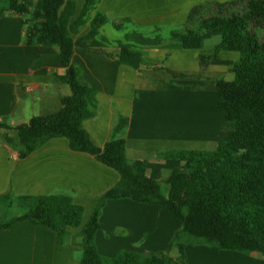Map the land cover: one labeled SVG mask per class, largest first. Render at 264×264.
I'll return each instance as SVG.
<instances>
[{
    "label": "crops",
    "instance_id": "1",
    "mask_svg": "<svg viewBox=\"0 0 264 264\" xmlns=\"http://www.w3.org/2000/svg\"><path fill=\"white\" fill-rule=\"evenodd\" d=\"M197 3L98 0L88 20L86 16L81 33L100 13L110 19L128 16L136 30H148L154 35L165 30L171 35V29L184 26ZM82 5L77 3L78 11ZM0 11V222L20 219L0 231V264H80L81 258L73 257L74 247L78 252L80 245L72 241L81 237L82 222L90 219L99 199L118 184L120 177L94 157L72 151L64 138L49 140L26 158H20L15 145L5 140L11 137L5 128L27 123L33 116L56 113L70 88L58 80L65 74L59 48L28 44L27 17L8 12L7 4L1 0ZM102 30L103 27L101 35ZM153 53L154 50L147 56L153 57ZM167 56V63L161 61V66L166 63L165 68L174 75L144 66L136 70L121 65L115 47L75 48L71 59L82 79L95 90L98 101L96 116L84 122L87 132L99 146L112 138L123 140L128 162L142 163L147 185L165 198L170 191L166 181L171 172H188L176 158L178 152L215 150L220 141L231 138L234 127L230 122V126L225 125L227 121L217 108L214 84L219 79L231 80L238 59L236 53L215 52L213 45L197 51L172 50ZM158 58H163L162 51ZM139 85L142 90H137ZM119 117L126 120V125L114 134ZM43 196L72 197L82 210L81 223L69 230L73 235L70 243L59 245L53 230L31 220L38 198ZM130 205H135L138 219L133 215L124 219ZM100 220V228L112 223L130 230L125 244L130 251L141 253L133 247L134 242L147 236L143 241L144 255L166 252L181 229L179 222L164 210L128 199L106 203ZM97 238L102 239L100 235ZM99 241L98 251L109 247ZM116 252L111 248L107 253ZM170 254L174 264H264L262 255L245 256L206 244L186 245L183 258L177 248Z\"/></svg>",
    "mask_w": 264,
    "mask_h": 264
},
{
    "label": "trees",
    "instance_id": "2",
    "mask_svg": "<svg viewBox=\"0 0 264 264\" xmlns=\"http://www.w3.org/2000/svg\"><path fill=\"white\" fill-rule=\"evenodd\" d=\"M78 1L83 3L80 11ZM97 1L8 0L7 5V11L27 17L28 44L59 48L65 74L58 80L69 86L70 94L62 98L56 113L33 116L27 123L5 128L11 134L5 140L15 145L20 158H26L49 140L64 138L72 151L94 157L120 177L102 196L81 232L80 264H174L171 250L177 248L183 258L188 244L264 256V39L256 33L264 30V0L203 3L193 7L184 26L171 33L174 49L201 50L207 41L217 38L213 50L236 53L238 59L232 79H219L214 84L217 108L234 127L231 138L220 141L215 150L178 152L176 158L184 163L183 168L200 171L201 177L173 170L166 181L170 188L166 198L147 185L142 163L128 162L123 140L112 138L99 146L84 127L85 121L96 116L98 101L95 90L82 79L71 59L75 48L101 49L109 43L100 33L109 23L103 14H96L81 33L88 8ZM114 26L120 30L123 25ZM138 40L132 33L115 43L121 65L139 69L143 62L136 46L153 48L162 43L159 39ZM125 125L126 120L119 117L114 134ZM119 199L157 207L179 222L181 229L166 252L148 257L133 253L111 262L100 258L93 242L100 228L99 217L107 202ZM81 214L67 196H43L38 198L31 220L54 230L62 241L68 235L67 228L79 226ZM18 220L0 222V231Z\"/></svg>",
    "mask_w": 264,
    "mask_h": 264
},
{
    "label": "rangeland",
    "instance_id": "3",
    "mask_svg": "<svg viewBox=\"0 0 264 264\" xmlns=\"http://www.w3.org/2000/svg\"><path fill=\"white\" fill-rule=\"evenodd\" d=\"M1 1H4L8 5V0H1ZM34 1L36 2L37 0H34ZM197 1H198V3L195 6L201 5V4L209 2V1L227 2V1H231V0H197ZM77 3L80 4V5L83 4L80 1H78ZM93 8H95V6L94 7L91 6V7L88 8L89 14L87 15V20L89 19V16L93 12ZM190 12H191V10H190ZM190 12H189V14H190ZM107 18L109 20V23L107 25L103 26V30H102L103 36L109 41V43L105 44L106 45L105 48L115 47V43L116 42L123 41L125 39L126 35H129V34H132V33L136 34L137 39L139 38L138 41L145 40V39H150V40L159 39L162 42L160 47L150 48L149 46H144V47L140 46V45L136 46V51L139 52V54L141 56V59H142V62H143V64L141 66H144L143 68L147 69V70L153 69L156 72H162V71L165 72L166 71L168 73H171L169 71V69L165 68L166 67V63H167L165 61V59H168V56H167L168 53L172 52V50H177V49L176 48L174 49V47H173L174 43H173V40H171L172 38H171V35L169 34V31H165L164 30L162 32V34L154 35L155 33L154 34H150V32L148 30H144V31L136 30L132 26L131 21H130V17H128V16L127 17L116 18V19H110L107 16ZM120 24L123 25L122 28L120 30L116 29L114 25H120ZM177 29H180V28H176L175 27V28L171 29L170 31L173 32V31H175ZM249 32L252 33V28L249 29ZM256 33H257L258 38H263L264 39V30H256ZM135 39L136 38L134 37L133 40H135ZM217 40H218L217 38L209 40V41H207L205 43V45L207 47H211V45H214L217 42ZM152 50H154V53L152 54L153 57H148L147 56L148 53L151 52ZM179 50H181V49H179ZM161 51H162V57L163 58H158V56H159ZM159 61H160V64H159ZM161 61H163V62L165 61L166 62L164 66H161L162 65ZM141 66H140V68H141ZM136 70H138V69H136ZM171 74L174 75L173 73H171ZM223 80H227L228 81V78H224ZM154 85L155 86H159L160 83H154ZM137 90H142V85H139V87H137ZM216 111H217V108H216ZM217 113H219V112L217 111ZM226 124L229 125V126L231 125L229 122L225 123V125ZM183 169H185V168H183ZM181 172L183 174H186V176L194 174L193 172H189V171L188 172H184V170L181 171ZM195 175H196L197 178H200L201 177L200 176L201 172L200 171H198V172L196 171ZM113 188H111V189H113ZM158 193L160 194V192H158ZM101 198L99 199L97 205L100 203ZM71 200H72V203L75 205L72 197H71ZM119 200H122V199H119ZM132 202H134V201H132ZM134 203H136V202H134ZM136 204L139 205L140 203H136ZM97 205H96V207H97ZM128 210H129V213L126 215L127 217H125L124 219L130 218V216H132V215L134 216L135 219H138V212L135 209V205H130ZM82 217H83V215L81 214V218ZM81 218H80V223H81ZM100 218H101V214H100V217H99V225L102 224ZM87 222L88 221H86V220H84L82 222V226H83L82 230L86 226ZM135 222L138 223V221H135ZM109 224L110 225L108 227H105V228L101 226V228H99V230L97 231V233H99L101 231V234L97 235V233H96L95 236H94V239H93V242H94V245H95L96 249H97V245H98L97 241H99V240H101L99 242H106L107 244H109V247L105 246L103 248H99L101 250H99V251L97 250L100 258L104 262H105V260L108 261V262H111V260L115 259V258L124 259V258H127L128 255L133 254V253L138 254L139 256H143V257H146V256L148 257L151 254H155V253H151V254H148V255H144L143 252H142V249H144L143 241L145 242L147 236L146 237L145 236L140 237L137 240H135V242H134L133 247L138 249V250H140L141 253H139V251H137V250L130 251V247L129 246L126 247V245H125L127 243L128 236L130 235V230L127 229L126 227H122V226L116 227L115 225H112V223H109ZM75 228H77V227H75ZM70 229H73V228L72 227L67 228L66 232L68 233V235H67V237H64L62 239V241L58 240V237H57V242H58L59 245H65L67 243H70V241L72 240V236H73V235L70 234L71 232L69 233ZM82 230H81V232H82ZM55 234H56V232H55ZM80 235H81V233H80ZM99 235L102 237V239H98L97 238ZM56 236H57V234H56ZM73 240H75V242L72 241L74 244H79L80 245V247L78 249V252H77V247L76 246L74 247V251H73V257H75V258L77 257L79 259V258L82 257V254H83V237L82 236L81 237L78 236L77 238H74ZM111 248L113 250L117 251V252L114 253V254L107 253ZM157 253H159V252H157Z\"/></svg>",
    "mask_w": 264,
    "mask_h": 264
}]
</instances>
